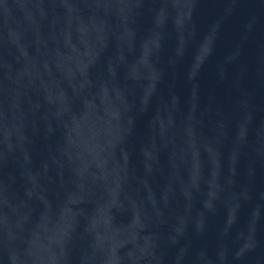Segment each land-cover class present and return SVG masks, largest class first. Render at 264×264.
I'll return each mask as SVG.
<instances>
[{
	"label": "water",
	"instance_id": "95a60500",
	"mask_svg": "<svg viewBox=\"0 0 264 264\" xmlns=\"http://www.w3.org/2000/svg\"><path fill=\"white\" fill-rule=\"evenodd\" d=\"M0 264H264V0H0Z\"/></svg>",
	"mask_w": 264,
	"mask_h": 264
}]
</instances>
